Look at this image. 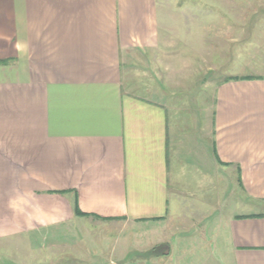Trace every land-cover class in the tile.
I'll use <instances>...</instances> for the list:
<instances>
[{
	"label": "crops",
	"instance_id": "crops-1",
	"mask_svg": "<svg viewBox=\"0 0 264 264\" xmlns=\"http://www.w3.org/2000/svg\"><path fill=\"white\" fill-rule=\"evenodd\" d=\"M192 8L0 0V264H264V16L219 53Z\"/></svg>",
	"mask_w": 264,
	"mask_h": 264
},
{
	"label": "rangeland",
	"instance_id": "rangeland-1",
	"mask_svg": "<svg viewBox=\"0 0 264 264\" xmlns=\"http://www.w3.org/2000/svg\"><path fill=\"white\" fill-rule=\"evenodd\" d=\"M160 3L164 6H170V13L168 16L171 24L175 21L182 22L185 20H192V17L195 15L192 7L194 5L200 6V9H194H196V15L198 14L201 16L203 28V48H209L205 45V43L208 45L211 43L213 47H217L219 53L223 49H226L229 52V44L232 42L231 39L234 36H238L240 31V29H238V27H240L238 26L239 22H254L264 16V0H160ZM183 6H189V8H191L189 9L191 12H181V9L184 10ZM197 10H200V12L198 13ZM209 21H211V30L207 29ZM227 69V72L229 73L234 72L236 70V64L231 63ZM241 196L242 191L238 186H235L234 189H229V211L240 210L241 206L236 204L235 199L236 197ZM143 237L146 238V236ZM202 238L199 236H191L182 239V241L188 242L187 244L190 249L187 254L183 256L185 258L182 257V261H180V263L178 262V264H206L204 263V259L207 254L203 251H198L199 248H201L198 241L202 240ZM206 238H208V236ZM152 246L153 247L147 251H133L126 254H113L112 252H105L104 256L109 260L113 259L115 262H122L128 259L141 260L143 257H147L149 255H160L164 252V245H162V243H155ZM49 256H45L46 258L43 257V260L55 263H67L79 260L71 253L52 255L51 257ZM176 262V259H174L170 264H177Z\"/></svg>",
	"mask_w": 264,
	"mask_h": 264
},
{
	"label": "trees",
	"instance_id": "trees-1",
	"mask_svg": "<svg viewBox=\"0 0 264 264\" xmlns=\"http://www.w3.org/2000/svg\"><path fill=\"white\" fill-rule=\"evenodd\" d=\"M232 79V78H231ZM234 79V78H233ZM244 79V78H243ZM76 211V210H75ZM78 213V212H77Z\"/></svg>",
	"mask_w": 264,
	"mask_h": 264
}]
</instances>
